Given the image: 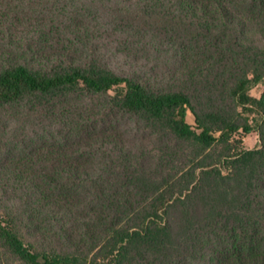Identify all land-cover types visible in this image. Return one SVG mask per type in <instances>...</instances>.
Segmentation results:
<instances>
[{"label":"trees","instance_id":"1","mask_svg":"<svg viewBox=\"0 0 264 264\" xmlns=\"http://www.w3.org/2000/svg\"><path fill=\"white\" fill-rule=\"evenodd\" d=\"M0 264H264V0H0Z\"/></svg>","mask_w":264,"mask_h":264},{"label":"rangeland","instance_id":"2","mask_svg":"<svg viewBox=\"0 0 264 264\" xmlns=\"http://www.w3.org/2000/svg\"><path fill=\"white\" fill-rule=\"evenodd\" d=\"M263 89L262 84H258L250 90V94L254 97H259ZM187 120L193 124V117L188 113ZM234 146L236 148H253L258 144V135L255 131L244 133L243 131H238L234 137Z\"/></svg>","mask_w":264,"mask_h":264}]
</instances>
